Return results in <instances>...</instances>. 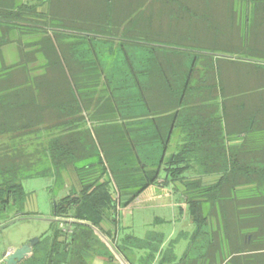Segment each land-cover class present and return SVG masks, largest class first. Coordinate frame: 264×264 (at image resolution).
Here are the masks:
<instances>
[{
    "label": "trees",
    "instance_id": "16d2710c",
    "mask_svg": "<svg viewBox=\"0 0 264 264\" xmlns=\"http://www.w3.org/2000/svg\"><path fill=\"white\" fill-rule=\"evenodd\" d=\"M0 31V47L42 36L0 70V223L23 180L71 171L79 190L52 212L67 264H88L95 230L126 260L113 195L129 205L164 168L195 225L169 264H264V0H0ZM57 234L22 264H52Z\"/></svg>",
    "mask_w": 264,
    "mask_h": 264
},
{
    "label": "rangeland",
    "instance_id": "374dc122",
    "mask_svg": "<svg viewBox=\"0 0 264 264\" xmlns=\"http://www.w3.org/2000/svg\"><path fill=\"white\" fill-rule=\"evenodd\" d=\"M19 1L23 3L34 2V0ZM242 7L243 4L239 3L238 8ZM45 9L46 5L39 7L37 12L43 13ZM2 33L0 31V38ZM41 37L36 33L20 36L16 32L11 33L8 37H3L4 43L0 47V70L16 64L19 60L20 45L24 49V45L28 42L36 41ZM12 40H15V42H11ZM218 53L221 56H232V53ZM95 127H98V125ZM171 139L168 150L169 155L170 152L176 151L181 142L179 131H176ZM233 143L238 144L235 141ZM29 146L28 149L31 151L33 149L32 145L31 148ZM82 164L84 162L78 163L77 166H82ZM162 170L159 173L158 183L152 185L147 192H143L144 194H140L129 205L125 206L124 203L130 197L123 198L120 201L115 194L113 195L118 203L116 219L120 232L119 239L129 237L134 240L138 239L142 243L140 241H125L123 244H121L122 241L117 242L121 249L123 247V252L126 254V260H124L117 253L114 245L99 236L103 244L94 243L87 251L88 264H169L174 257L176 261L182 257L189 242V237L195 229L187 206L183 203L186 195L190 196V194L180 182L169 186L164 185L162 181L164 172ZM51 172L46 177H35L22 181V187H24L26 193L24 206L21 209L16 208L8 211L6 214L8 221L0 223V264H5L3 256L10 248H19L28 240L38 239L37 245L33 247L32 251L34 249L43 250L45 242L51 240L55 232L58 233L56 241L58 245L55 247L57 253L52 255V264H67L70 260L71 248L66 249V244L62 243L63 236H61V234L69 233L68 228L64 225L68 218H55L52 212L54 202L60 201L72 193L77 194L79 185L75 174L71 171H63L60 174L52 170ZM188 175H190L188 179L193 177L192 173ZM217 179L215 176H207L201 179L202 185L206 187L216 182ZM192 193L195 194V192ZM205 212H207L206 208ZM210 217H212V220ZM210 217L209 226L211 230H216V218ZM153 248H158L154 260L149 256ZM228 255L229 251L226 249L224 259ZM120 260L122 263H120ZM219 260L220 256L217 257V262ZM23 264H28V262ZM199 264L206 263L201 262Z\"/></svg>",
    "mask_w": 264,
    "mask_h": 264
},
{
    "label": "water",
    "instance_id": "95a60500",
    "mask_svg": "<svg viewBox=\"0 0 264 264\" xmlns=\"http://www.w3.org/2000/svg\"><path fill=\"white\" fill-rule=\"evenodd\" d=\"M99 236L100 233L96 230ZM102 237V236H101ZM103 238V237H102ZM38 239L28 240L19 248H10L9 251L4 255V263L5 264H19L23 262V260L28 257L33 247L37 245Z\"/></svg>",
    "mask_w": 264,
    "mask_h": 264
},
{
    "label": "crops",
    "instance_id": "0c3cea01",
    "mask_svg": "<svg viewBox=\"0 0 264 264\" xmlns=\"http://www.w3.org/2000/svg\"><path fill=\"white\" fill-rule=\"evenodd\" d=\"M151 187V186H150ZM149 187V188H150ZM149 189H147L145 192H147ZM144 192V193H145ZM144 193H142V194H144ZM103 227H104V229L106 230V231H112V230H114L115 228H114V226H112V224L110 223V222H105L104 224H103ZM95 232H96V230H95ZM97 233V232H96ZM119 230L116 232V235H115V240H117V242H121L122 240L121 239H119ZM101 237V236H100ZM105 241H107V240H105ZM121 256V255H120ZM121 258H122V256H121ZM123 259V258H122ZM120 263H122L121 262V260H120Z\"/></svg>",
    "mask_w": 264,
    "mask_h": 264
},
{
    "label": "built area",
    "instance_id": "2783aa9c",
    "mask_svg": "<svg viewBox=\"0 0 264 264\" xmlns=\"http://www.w3.org/2000/svg\"><path fill=\"white\" fill-rule=\"evenodd\" d=\"M68 232L70 233V231L68 230Z\"/></svg>",
    "mask_w": 264,
    "mask_h": 264
},
{
    "label": "flooded vegetation",
    "instance_id": "af4514ba",
    "mask_svg": "<svg viewBox=\"0 0 264 264\" xmlns=\"http://www.w3.org/2000/svg\"><path fill=\"white\" fill-rule=\"evenodd\" d=\"M4 257V256H3ZM22 263V262H21Z\"/></svg>",
    "mask_w": 264,
    "mask_h": 264
}]
</instances>
